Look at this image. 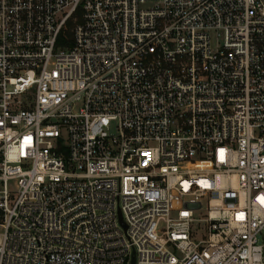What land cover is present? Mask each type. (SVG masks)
<instances>
[{"label":"built area","instance_id":"obj_1","mask_svg":"<svg viewBox=\"0 0 264 264\" xmlns=\"http://www.w3.org/2000/svg\"><path fill=\"white\" fill-rule=\"evenodd\" d=\"M263 232L264 0H0V264H264Z\"/></svg>","mask_w":264,"mask_h":264},{"label":"rangeland","instance_id":"obj_2","mask_svg":"<svg viewBox=\"0 0 264 264\" xmlns=\"http://www.w3.org/2000/svg\"><path fill=\"white\" fill-rule=\"evenodd\" d=\"M66 35L68 37V35L70 36V33L67 32ZM60 41H63L64 42L63 44H66V42L68 43L67 38L65 36L63 37V35H61ZM182 205H183V202L182 201H179V203L174 207V210L176 211L178 208H181ZM203 205H204V209H205L207 207V199H204L203 200ZM173 215H175V212L174 211H173ZM200 235L201 234H198V236H200ZM258 238H259V242L260 243H264V232L262 234H260L258 236Z\"/></svg>","mask_w":264,"mask_h":264},{"label":"water","instance_id":"obj_3","mask_svg":"<svg viewBox=\"0 0 264 264\" xmlns=\"http://www.w3.org/2000/svg\"><path fill=\"white\" fill-rule=\"evenodd\" d=\"M135 262H136V256L135 253H133L131 264H135Z\"/></svg>","mask_w":264,"mask_h":264},{"label":"trees","instance_id":"obj_4","mask_svg":"<svg viewBox=\"0 0 264 264\" xmlns=\"http://www.w3.org/2000/svg\"><path fill=\"white\" fill-rule=\"evenodd\" d=\"M72 26H73V22L70 21V22H69V28H71Z\"/></svg>","mask_w":264,"mask_h":264}]
</instances>
